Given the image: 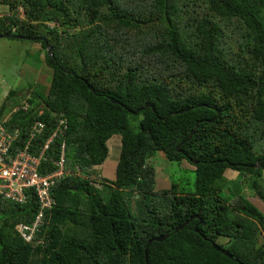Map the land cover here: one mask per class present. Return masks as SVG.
Listing matches in <instances>:
<instances>
[{"label":"trees","instance_id":"16d2710c","mask_svg":"<svg viewBox=\"0 0 264 264\" xmlns=\"http://www.w3.org/2000/svg\"><path fill=\"white\" fill-rule=\"evenodd\" d=\"M1 8L0 35L42 37L51 48L33 41L51 83L8 120L20 130L11 154L36 122L44 128L32 154L56 133L39 175L58 170L65 147L32 242L16 226L35 219L37 194L19 204L0 195V264H264V210L247 197L264 203V0H0ZM114 135V178L97 188L91 168ZM157 152L194 167V191L156 190L148 160ZM227 169L242 178L233 191ZM126 191L138 193L133 209Z\"/></svg>","mask_w":264,"mask_h":264},{"label":"rangeland","instance_id":"374dc122","mask_svg":"<svg viewBox=\"0 0 264 264\" xmlns=\"http://www.w3.org/2000/svg\"><path fill=\"white\" fill-rule=\"evenodd\" d=\"M0 10L1 13L7 12L6 8ZM44 56L45 51L40 48V43L0 38V106L9 92L13 93L10 98L14 96L25 99L32 94H37L40 97L46 96L51 83L52 69L45 64ZM32 99L36 103L37 100L34 97ZM137 126L135 122L129 124L132 130H137ZM118 137L116 135L112 136L113 140L109 144L111 156L115 152V146L117 150L119 149L120 140ZM148 163L154 168L156 181L159 179V185L173 183L180 191H194V167L187 160L167 161L161 152H157L149 159ZM260 172H263L264 178V170ZM98 173L103 175L102 170H99ZM224 177L228 181V185L231 186V191H233V186L239 185L242 179L236 171L230 169L225 170ZM92 178L96 182L100 181L98 177ZM95 186L102 189L98 184H95ZM241 191L245 196L250 193L246 186H243ZM125 197L128 198V195ZM247 197L249 202L253 203L260 211L264 210V203L259 198L253 199L251 194ZM135 200V196L130 198L132 209ZM218 242L222 245L225 239L223 237L219 238ZM261 242L264 243V234L261 236Z\"/></svg>","mask_w":264,"mask_h":264},{"label":"built area","instance_id":"2783aa9c","mask_svg":"<svg viewBox=\"0 0 264 264\" xmlns=\"http://www.w3.org/2000/svg\"><path fill=\"white\" fill-rule=\"evenodd\" d=\"M53 27V25H49ZM65 121H60L59 126L64 125ZM44 125L40 122L34 123L29 132V141L21 149L11 154L13 147L18 141L17 133L7 132L0 126V195L9 201L15 203H24L27 199L26 192L33 190L40 202L39 211L35 219L30 224H19L16 226L17 231L26 242H32L33 236L39 230L42 224L43 209L51 205L49 187L54 183L56 178L64 174V161L61 155L58 162V170L46 176L39 175L38 167L42 159L43 152L48 148L49 143L53 140L54 133L45 143L40 152L32 154L30 145L43 130ZM63 149V146H62Z\"/></svg>","mask_w":264,"mask_h":264},{"label":"crops","instance_id":"0c3cea01","mask_svg":"<svg viewBox=\"0 0 264 264\" xmlns=\"http://www.w3.org/2000/svg\"><path fill=\"white\" fill-rule=\"evenodd\" d=\"M23 100H24V98H17V97H14V96L10 98V92H9L8 93V96H5L4 97V100L2 101V104L3 103L5 104V112H4V115L5 114H8V112L13 107L20 105ZM118 138L120 139V137H118ZM112 140H113V138L111 137L106 142V145H107V148H108V158L106 159V161L102 165H99V166H96V167H93L92 168L93 173H96L99 170H102L103 171V174L105 175V178H108V179L114 178L115 165H116V162L118 160L119 152H120V144H119V149L117 150L116 149V146H115L114 147L115 148V152H113V155L112 156L110 155V147H109L110 145L109 144L111 143ZM169 186H170V184H166V185L163 184V186L162 185H159V179L156 181V188L158 190L167 189V188H169Z\"/></svg>","mask_w":264,"mask_h":264},{"label":"clouds","instance_id":"9594fccd","mask_svg":"<svg viewBox=\"0 0 264 264\" xmlns=\"http://www.w3.org/2000/svg\"><path fill=\"white\" fill-rule=\"evenodd\" d=\"M20 12H21V9H20ZM49 25H53V24H49ZM12 35H15V34H12ZM115 101V100H114ZM1 107V106H0ZM145 107V106H144ZM29 109V106L26 104V103H21L20 105H18V106H15V107H13L9 112H8V114H5L4 115V112H5V110H4V112L2 113V117H1V119H0V126H2L7 132H10V130H8V128L6 127V124H7V122H8V120L10 119V117L13 115V114H15L18 110L19 111H27ZM136 114V113H135ZM37 123V122H36ZM40 123H42V122H40ZM43 124V123H42ZM44 125V124H43ZM19 129H17V128H15V129H13L12 130V132H10V133H14V132H16L17 133V135H18V137H19ZM41 134V133H40ZM39 134V135H40ZM38 135V136H39ZM37 136V137H38ZM115 136V135H114ZM116 136H118V135H116ZM17 137V138H18ZM120 137V136H119ZM18 140V139H17ZM120 140V139H119ZM48 141V140H47ZM46 141V142H47ZM120 144V148H121V143H119ZM17 146V144L15 145V147ZM62 146H63V149H62ZM62 146H60V148H61V150H62V152H61V155H64L63 154V151H64V147H65V145H62ZM107 146V145H106ZM16 152V151H15ZM14 152V153H15ZM40 152V151H39ZM44 152H45V150H44ZM44 152H43V155H44ZM120 153V152H119ZM61 157V156H60ZM107 158H108V156H107ZM106 158V159H107ZM42 159H43V156H42ZM41 159V160H42ZM41 160H40V162H41ZM63 161H64V159H63ZM106 161V160H105ZM104 161V162H105ZM148 162H149V160H148ZM117 163V162H116ZM149 164V163H148ZM100 165H102V164H100ZM96 166H99V165H95V166H93V167H96ZM92 167V168H93ZM258 167V165H256V168ZM92 168H91V174H90V178H91V180H93V178L92 177H98V178H100V180H102V178H105V175L103 174H99L98 172H96V173H93V171H92ZM153 168V167H152ZM154 169V168H153ZM233 171V170H232ZM154 172H155V170H154ZM238 173V172H237ZM44 176H46V175H44ZM107 179V178H106ZM155 180H156V174H155ZM94 181V180H93ZM96 182V181H95ZM96 184H98V182H96ZM155 184H156V181H155ZM171 185V184H170ZM156 190L157 191H162V190H158L157 188H156ZM26 194H28V192H26ZM125 195H132V197H136V196H138V193L137 192H129V191H126V194ZM27 197V196H26ZM13 203H15V202H13ZM16 204H18V203H16ZM259 246V245H258Z\"/></svg>","mask_w":264,"mask_h":264},{"label":"water","instance_id":"95a60500","mask_svg":"<svg viewBox=\"0 0 264 264\" xmlns=\"http://www.w3.org/2000/svg\"><path fill=\"white\" fill-rule=\"evenodd\" d=\"M0 38H14V39H20V40H28V41H36V40H40V41H43L44 42V45L45 47H47V51L48 53L50 54L51 53V48L48 47L47 45V42L44 40V38L42 37H24V36H20V35H12V34H6V35H0ZM112 103H116V101L114 100H111ZM149 104H146L145 107L143 109H145L146 107H148ZM135 114V113H134ZM194 133V131L191 132L190 136ZM189 136V137H190ZM256 167V165H254ZM192 218H195V217H191L189 218L187 221H185L181 226H179L178 228H176L175 230H181L186 224H188ZM165 237V236H164ZM164 237H159V238H156L154 240L156 241H162L164 239ZM214 246V249L223 253L224 255L228 256L229 258H232V256L225 252V250H223L222 248H220L219 246L217 245H213Z\"/></svg>","mask_w":264,"mask_h":264}]
</instances>
